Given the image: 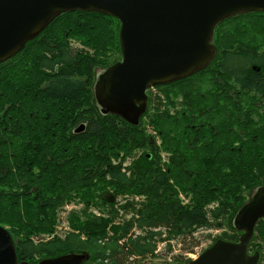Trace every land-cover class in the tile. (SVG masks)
<instances>
[{"label":"trees","instance_id":"obj_1","mask_svg":"<svg viewBox=\"0 0 264 264\" xmlns=\"http://www.w3.org/2000/svg\"><path fill=\"white\" fill-rule=\"evenodd\" d=\"M120 27L112 15L64 12L0 63V225L19 262L81 253L84 264H190L199 230H222L209 246L243 234L234 218L264 185V12L222 20L216 59L150 87L138 125L95 98L98 70L122 59ZM202 87L234 93L202 99ZM71 204L81 208L59 233ZM174 242L181 254L170 255ZM256 251L264 264V219Z\"/></svg>","mask_w":264,"mask_h":264},{"label":"water","instance_id":"obj_2","mask_svg":"<svg viewBox=\"0 0 264 264\" xmlns=\"http://www.w3.org/2000/svg\"><path fill=\"white\" fill-rule=\"evenodd\" d=\"M96 11L121 22L122 59L104 70L94 85L103 113L133 125L148 109V89L192 75L207 67L217 48L216 26L243 12H264V0H0V63L38 36L59 14ZM83 128V127H82ZM264 219V185L239 209L234 226L238 241L218 238L190 264H258L261 253H249L255 228ZM85 255L68 253L37 264H84ZM0 264L19 262L14 239L0 225Z\"/></svg>","mask_w":264,"mask_h":264},{"label":"rangeland","instance_id":"obj_3","mask_svg":"<svg viewBox=\"0 0 264 264\" xmlns=\"http://www.w3.org/2000/svg\"><path fill=\"white\" fill-rule=\"evenodd\" d=\"M74 42H77V41H74ZM77 43H80V42H77ZM98 71H99L98 74L102 73L101 70H98ZM79 208H81V205H76V204L68 205L61 212V221H60V224L57 225L56 231H58L59 233H62L64 230H68L69 229V226H68L69 223H68L67 216L71 215V213L73 212L72 210L79 209ZM93 210L95 212H97V210H95V209H93ZM221 232H222L221 229L199 230L198 232H196L195 238L198 239V237H199L200 244L194 248V251L192 253L188 254V257L191 259L197 258L198 255L201 254L212 243L213 238L219 236L221 234ZM180 246L181 245H176L174 242V247H173L174 252L173 253L171 252L170 255L178 254V253L181 254L183 250L181 249ZM164 247H165V244H160V246H159L160 252L165 253ZM163 258H165V256H163ZM163 258H162V260H160V262L163 261Z\"/></svg>","mask_w":264,"mask_h":264},{"label":"flooded vegetation","instance_id":"obj_4","mask_svg":"<svg viewBox=\"0 0 264 264\" xmlns=\"http://www.w3.org/2000/svg\"><path fill=\"white\" fill-rule=\"evenodd\" d=\"M216 47V46H215ZM217 54H218V50H217V52H216V55H215V57H214V59H213V61L216 59V57H217ZM212 61V62H213ZM211 62V63H212ZM210 63V64H211ZM209 64V65H210ZM208 65V66H209ZM207 66V67H208ZM207 67H205V68H203V69H200V70H198V71H196V72H194L193 74H195V73H200L201 71H203V70H205ZM254 69H255V71L256 72H260V70L262 69H260L259 67H257V66H255V67H253ZM192 75H190V77H191ZM262 79H263V81H264V76L262 75ZM224 89L227 91V90H229L228 88H218V87H211L210 89H208V88H205V89H203V87L202 88H200V94L202 95V99L204 98V96L206 95V94H210L211 96H212V98H214L215 100H218L219 98H224V99H226V100H230L229 99V97H230V95H226V94H224V95H218L217 94V92H219V91H222L223 93H224ZM203 91H205V92H209V93H204ZM230 91V93L229 94H232L233 95V93H234V89L232 88V89H230L229 90ZM257 106H260V103H257Z\"/></svg>","mask_w":264,"mask_h":264}]
</instances>
